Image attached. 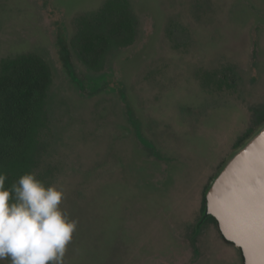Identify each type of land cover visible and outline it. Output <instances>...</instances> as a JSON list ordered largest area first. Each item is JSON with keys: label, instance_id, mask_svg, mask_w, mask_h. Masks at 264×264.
Here are the masks:
<instances>
[{"label": "rangeland", "instance_id": "rangeland-1", "mask_svg": "<svg viewBox=\"0 0 264 264\" xmlns=\"http://www.w3.org/2000/svg\"><path fill=\"white\" fill-rule=\"evenodd\" d=\"M22 55L50 69L26 173L78 221L65 264H243L195 227L264 118V0H0V64Z\"/></svg>", "mask_w": 264, "mask_h": 264}, {"label": "clouds", "instance_id": "clouds-1", "mask_svg": "<svg viewBox=\"0 0 264 264\" xmlns=\"http://www.w3.org/2000/svg\"><path fill=\"white\" fill-rule=\"evenodd\" d=\"M0 172V262L65 264L78 221L62 207V188L45 185L35 173L22 174L5 188Z\"/></svg>", "mask_w": 264, "mask_h": 264}, {"label": "water", "instance_id": "water-1", "mask_svg": "<svg viewBox=\"0 0 264 264\" xmlns=\"http://www.w3.org/2000/svg\"><path fill=\"white\" fill-rule=\"evenodd\" d=\"M264 123L230 156L208 188L206 214L243 264H264Z\"/></svg>", "mask_w": 264, "mask_h": 264}, {"label": "trees", "instance_id": "trees-1", "mask_svg": "<svg viewBox=\"0 0 264 264\" xmlns=\"http://www.w3.org/2000/svg\"><path fill=\"white\" fill-rule=\"evenodd\" d=\"M62 57L71 77L73 70L64 45ZM50 81L49 67L35 55L8 58L0 64V172L7 176L5 188H10L27 172L30 154L28 151L39 127ZM261 120L263 121L260 124L264 123V118ZM249 136L250 134L247 138ZM209 187L210 184L207 189ZM206 192L203 195V207L195 227L196 232L208 222H212L218 229L216 220L206 214Z\"/></svg>", "mask_w": 264, "mask_h": 264}, {"label": "snow or ice", "instance_id": "snow-or-ice-1", "mask_svg": "<svg viewBox=\"0 0 264 264\" xmlns=\"http://www.w3.org/2000/svg\"><path fill=\"white\" fill-rule=\"evenodd\" d=\"M262 183H264V182H262Z\"/></svg>", "mask_w": 264, "mask_h": 264}]
</instances>
